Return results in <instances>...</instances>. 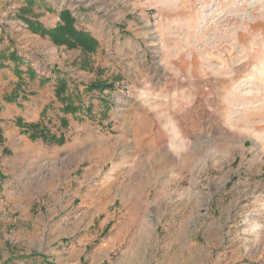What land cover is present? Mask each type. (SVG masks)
Returning a JSON list of instances; mask_svg holds the SVG:
<instances>
[{
	"label": "rangeland",
	"instance_id": "rangeland-1",
	"mask_svg": "<svg viewBox=\"0 0 264 264\" xmlns=\"http://www.w3.org/2000/svg\"><path fill=\"white\" fill-rule=\"evenodd\" d=\"M61 5L98 41L49 63L93 139L7 142L0 264H264V0Z\"/></svg>",
	"mask_w": 264,
	"mask_h": 264
},
{
	"label": "crops",
	"instance_id": "crops-1",
	"mask_svg": "<svg viewBox=\"0 0 264 264\" xmlns=\"http://www.w3.org/2000/svg\"><path fill=\"white\" fill-rule=\"evenodd\" d=\"M63 8L61 0H0V154L12 139L26 154L33 150L44 156L49 153L47 145H59L70 157L88 144L89 136L93 139L92 135L84 137L80 128L70 136L68 129L75 127L76 131L79 124L82 103L67 101L62 92L55 93L59 80H70L56 68L50 69L49 63L70 49L55 45L53 52L50 42L31 31L37 26L54 27ZM17 22L27 28L17 26ZM45 46L49 53L41 52L40 47ZM65 91H71L69 85ZM57 126L63 133L52 132Z\"/></svg>",
	"mask_w": 264,
	"mask_h": 264
},
{
	"label": "trees",
	"instance_id": "trees-1",
	"mask_svg": "<svg viewBox=\"0 0 264 264\" xmlns=\"http://www.w3.org/2000/svg\"><path fill=\"white\" fill-rule=\"evenodd\" d=\"M58 16L59 21L54 27L37 26L32 31L41 36H48L56 46L80 48L83 53H94L97 50L98 41L89 31L77 26L75 16L68 9L63 8L60 10ZM58 85L57 91L61 92L60 90L64 86L63 80H59ZM104 87L105 84H99L98 82L88 85L90 91L103 89Z\"/></svg>",
	"mask_w": 264,
	"mask_h": 264
}]
</instances>
